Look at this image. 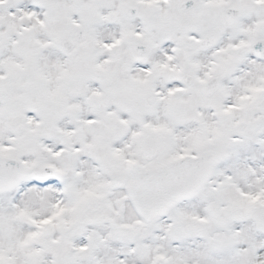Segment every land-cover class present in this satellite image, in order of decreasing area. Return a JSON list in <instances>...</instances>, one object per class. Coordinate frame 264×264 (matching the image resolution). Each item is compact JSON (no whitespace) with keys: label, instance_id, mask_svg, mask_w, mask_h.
<instances>
[{"label":"rangeland","instance_id":"obj_1","mask_svg":"<svg viewBox=\"0 0 264 264\" xmlns=\"http://www.w3.org/2000/svg\"><path fill=\"white\" fill-rule=\"evenodd\" d=\"M182 1L102 0L98 5L96 0H0V139L14 143L9 136L20 123L19 111L28 108L36 114L41 109L45 118L59 111L56 98H51L54 76L56 84H69L67 92L77 84L84 98L79 103L90 112L85 114H96L97 96L87 94L85 88L98 80L96 54L100 43L117 31L118 9L131 4L140 6L142 13H153L155 22L150 40L138 34L131 38L151 41L154 48L143 60L147 68L131 71V145L121 136L116 149L119 157L104 154V163L113 159L119 164L106 165L103 181L123 173V165L130 160L145 169L191 150L211 149L222 155L210 183L200 193L149 226L140 224L121 192L103 191L108 206L99 205L86 218L88 200H79L75 206L69 195H61L53 186L38 188L28 180L14 192L0 195V264H152L160 257L167 259L166 264H254L255 252L264 251V58L257 59L250 51L240 55L262 30H252L258 19L249 15L252 4L247 1L231 0L233 7L242 10L232 28L219 22L226 7L222 0H214L210 7L202 0L187 13L180 9ZM166 18L171 22L163 34ZM137 22L139 18L134 19ZM184 24L194 28L183 41L180 30ZM79 25L85 27L86 39L65 53L61 43L71 39ZM210 32H219L217 46L198 52L199 37ZM179 41L182 50L199 55L201 70L222 75V88L212 99L196 95L181 100V105L164 94L158 53L163 45L178 49ZM214 57L221 60L217 67L211 66ZM122 75L118 70L107 72L103 80L118 81ZM113 105L120 107L121 101L114 100L110 107ZM81 121L83 134L99 132L95 122ZM106 121L113 124L116 134L123 135L130 127L116 125L113 118ZM48 124L39 131L34 127L25 130L21 140L17 138L21 141L18 151L10 154L27 155L31 169L50 162V153L56 158L51 161L67 166L72 147L57 152V146L49 142ZM40 136L42 143L37 146ZM24 141L27 144L22 149ZM148 144L156 146V156L150 162L142 154ZM87 177L95 178L94 171L83 172L81 178ZM65 187L66 193H82V186L74 181ZM209 205L218 207L220 223L206 219ZM62 209L70 216L58 213L52 223L53 212ZM224 213L228 214L226 220ZM70 217L71 225L62 224ZM196 217L205 220L198 223ZM86 219L90 220L88 226L72 232L79 227L78 221ZM187 224L193 231H184ZM89 239L93 245L86 252L82 243Z\"/></svg>","mask_w":264,"mask_h":264},{"label":"flooded vegetation","instance_id":"obj_2","mask_svg":"<svg viewBox=\"0 0 264 264\" xmlns=\"http://www.w3.org/2000/svg\"><path fill=\"white\" fill-rule=\"evenodd\" d=\"M119 1V0H118ZM191 1V9L197 5H200L202 0H183L180 3V9L183 7L184 2ZM219 2V0H216ZM252 4V17L257 18L252 24V30L256 29L257 32L260 31V35L257 36L254 41H252L249 45V48L246 50L240 51V55L243 56L250 51L253 57L257 59H263L264 57H259L256 53L261 52L262 49H254V45H262L264 46V0H237V2H242ZM209 7L214 6V0H207ZM119 3V2H118ZM221 3L224 4L225 9L223 10V18L220 19V24L223 27L232 28L237 24L242 16V10L236 7H233L231 0H222ZM167 7L171 6L170 2H166ZM133 7V8H131ZM190 9V10H191ZM189 10V11H190ZM182 13L184 12L181 9ZM227 11H234L231 14H227ZM236 11V12H235ZM118 27L117 31L113 34V38H109L108 41H102L99 46V51L96 54V64L95 68L98 71L97 82L94 83L91 87H86L85 92L87 94H96V102L95 109L96 114H85L90 113L88 110H85L84 105L79 103L83 101V97L80 92L77 90V84H74L72 90L66 91L69 88V84L67 82H60L56 84V76H54V82L51 86V98L57 100L59 111H54L51 114L50 118L44 117V112L39 109L35 114L33 110L26 109V112L19 111V119L20 123L14 127V134H16L17 127H22V133L18 136V141L21 140L23 132L26 130L29 131V128H33L35 130H40L44 126H46L49 120L51 125L49 129H47L48 135L51 139L49 141L53 146H57L56 151L66 150L69 147H72V151L69 152L67 160V166H60L59 162L54 166L55 170V179L46 182H36L28 177L26 180H31L30 185L38 186V187H52L56 190H65V186L70 184V175H83L82 172L88 174L92 170L95 173V178H78L80 182L78 185L85 186L86 195L101 197L103 195V170L105 166L114 165L117 163V160L110 159L106 163L103 162L104 154L105 157H112L111 154L115 155L116 146L119 144V138L123 136L127 137L128 143L131 145V71L132 70H145L147 65L143 63V60L146 56L151 54L152 48L151 41L143 42L138 37H132V34H138L139 36L146 37L148 40L151 39L153 33L155 31V22L152 24V29L149 33H146L144 30V20L148 14H150L149 18L153 19V14L151 12L142 13L140 6H131L126 5L122 8L118 9ZM237 16V21H233V17ZM139 18L140 23H134V19ZM167 22H164L166 26V30L163 34H166L167 26L171 22L170 18H166ZM84 28L83 25H79L74 33L72 34L71 39L73 40L76 32L79 28ZM194 26L192 24H184L181 27L180 33L182 35V39L187 40L191 34ZM207 34H214L216 37H219V32H210ZM206 34V35H207ZM203 35L199 37L198 42ZM164 37V36H163ZM135 42V43H134ZM182 41H179V48H175L171 46L170 49H167L166 45H163L162 50L159 51V58L161 59V77L163 80L162 88L163 92L167 98L172 99L179 104H183L181 100L187 99V101L192 100L193 98H197L196 95H200L203 100H210L221 90V82L222 75H212L208 70H201V65L199 62V55L195 51H192L193 54L187 53V50H182ZM211 49H199L200 51H210ZM150 53V54H149ZM245 53V54H244ZM134 54V55H133ZM213 64L212 67L219 66L218 59L216 57L211 58ZM118 70L122 73V77L118 81H109L103 80L106 77V73L114 74V72ZM202 77L200 78V75ZM208 78V79H207ZM199 79H203V82H200ZM212 79H218L219 88L217 92L212 95L210 98H205L203 96V89L206 83ZM53 79H51V84ZM140 82V81H139ZM54 83L56 84L54 87ZM136 82L135 84H137ZM60 84V86H59ZM49 86V87H50ZM88 100V99H86ZM114 100L121 101V106L118 107L113 105L114 108H111V103ZM151 101V100H149ZM184 105V104H183ZM184 107V106H183ZM182 107V108H183ZM181 108V109H182ZM186 110H189L186 108ZM81 116H85L86 118H82ZM108 118H113L114 123L120 127H126V125H130L127 133L121 135L115 133V128L113 124L107 122ZM48 119V120H47ZM87 120L91 122H95L96 125L100 126L99 132L95 135L93 134H83V129L79 124H82L81 120ZM44 122V123H42ZM85 122H83L84 124ZM107 127L108 130L105 128ZM111 127V128H110ZM13 133L10 134V138L13 137ZM30 135L33 136V130H31ZM119 137V138H118ZM41 136L38 138L40 139ZM89 138V139H88ZM37 140V138H36ZM16 142L13 144L15 147V151L19 149V143ZM46 145H49L48 142H44ZM27 142H23L22 149L26 148ZM3 147V141L0 139V148ZM82 147L81 153H79V158L76 159L74 151H78ZM111 153V154H110ZM22 153H18L16 156L20 159ZM115 157V156H114ZM22 160V159H21ZM61 163V162H60ZM63 163H61L62 165ZM124 166L123 173H119L115 176H120L126 179L127 185L131 182V173L129 171L128 166ZM64 170V174L60 173V168ZM41 168V167H40ZM40 168H35L33 171H37ZM32 171V172H33ZM25 180V181H26ZM123 196H125V192L121 191ZM71 194V193H70ZM211 206V205H210ZM96 206L93 204L90 208H88L84 214L87 218L89 216V212L91 210H95ZM216 219L214 222L220 223L219 218V209H216ZM222 217L226 220L228 219V214H222ZM89 219H86L84 223L88 226Z\"/></svg>","mask_w":264,"mask_h":264},{"label":"water","instance_id":"obj_3","mask_svg":"<svg viewBox=\"0 0 264 264\" xmlns=\"http://www.w3.org/2000/svg\"><path fill=\"white\" fill-rule=\"evenodd\" d=\"M213 41V36L206 37L202 45L209 46ZM218 159V154L207 152L198 157H183L142 173L132 166L135 180L127 193L138 217L148 223L163 216L175 204L192 197L210 179ZM21 177L18 165L0 159V191L12 188Z\"/></svg>","mask_w":264,"mask_h":264}]
</instances>
